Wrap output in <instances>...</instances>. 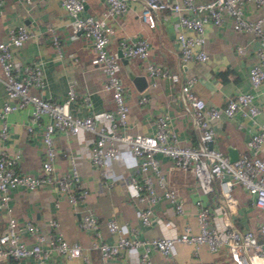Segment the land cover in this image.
Wrapping results in <instances>:
<instances>
[{
  "label": "built area",
  "instance_id": "built-area-1",
  "mask_svg": "<svg viewBox=\"0 0 264 264\" xmlns=\"http://www.w3.org/2000/svg\"><path fill=\"white\" fill-rule=\"evenodd\" d=\"M140 18L149 26H154L159 11L168 10L177 16L175 39L180 48V62L191 59L206 60L209 54L205 48V22L210 20L218 25L229 18L235 30L250 33L257 39L255 59L248 69V77L253 87L264 80V0H139ZM3 0H0V6ZM68 13L69 22L74 30H80L90 42L92 55L90 61L101 66L104 73L103 88L111 93L114 107L93 111L85 115L73 114L69 102L77 93L69 85L65 99H51L30 90L31 84L41 86L42 67L38 61L20 64L13 58V47H20L27 39L37 34L24 23L11 27L5 39L0 40V83L3 84L6 98L0 107V135L6 136L8 112L30 104L26 129L32 132L34 125H42L41 139L44 154L40 171L22 172L17 169L21 157L19 151L0 148V211L5 215V223L0 227V260L12 258L10 264H22V259L32 257L34 264H47L49 256L58 253L66 257L86 256L85 248L77 240L67 239L60 230V221L51 217L46 228L32 219H18L13 214L10 202L11 190L15 187L35 189L43 185H52L59 195L78 211V225L91 234V248L99 251L101 257H114L122 251L136 257L144 264H166L164 260L155 262L151 251L169 257L175 252L176 242L193 244L195 249L205 244L210 250L226 249L236 264H264V221L258 224L259 235L251 228L239 229L233 225L227 214L223 217L222 227L211 223L209 208L201 200H196L195 217L198 228L185 225L171 235H152L136 237L128 235L129 226L115 217L106 220L107 231L115 235L112 241L104 239L99 226L97 213L90 207L82 211L78 205L84 204L88 188L81 184L79 167L75 153H69L70 168L65 172L56 171L58 155L53 134L61 129L68 133H90L86 156L90 165L101 167V175L107 182L121 183L127 196L137 205L135 214L143 223H150L153 204L161 200L170 203L175 213L183 212V198L168 185L166 172L157 153L166 155L174 170L192 172L199 188L203 192L212 189L215 179H219L224 206L232 208L235 197L232 187L240 183L252 195L253 203L264 209V159L256 154L264 142V121L258 123L248 140V152L230 159L223 151L213 145V121L222 115L233 116L236 113L246 115L256 123L255 115L260 111L250 90L238 91L227 96L221 106L206 105L203 97L193 89L194 76L180 79L178 72L149 59L150 43L143 36H122L118 48L108 49L110 37L114 31L108 18L121 14L127 9V0H106L101 15L83 13L85 0H61ZM254 11L247 15L246 11ZM50 40L61 54V40L55 27L47 25ZM188 29L191 32L186 33ZM76 34H71L75 37ZM237 51L244 53L243 44L236 45ZM122 57L146 59V71L149 83L156 85L159 78L180 81L177 94L185 111L190 115L192 125L197 131L196 144H181L170 122L167 112L159 113L156 118V130L152 134L131 133L128 127L129 106L126 102V88L120 74ZM75 58V57H74ZM89 102V94L83 95ZM148 100V92L138 96V102ZM46 114L49 120L43 121ZM81 142H87L85 136ZM212 143V144H211ZM123 163L125 170L119 167ZM138 202V204H137ZM164 223L169 226L171 219ZM27 232L31 241L22 237ZM262 258V262H260ZM208 264V263H202Z\"/></svg>",
  "mask_w": 264,
  "mask_h": 264
},
{
  "label": "crops",
  "instance_id": "crops-1",
  "mask_svg": "<svg viewBox=\"0 0 264 264\" xmlns=\"http://www.w3.org/2000/svg\"><path fill=\"white\" fill-rule=\"evenodd\" d=\"M127 4V9L123 13L108 18L114 27L108 49L116 50L118 40L122 36L146 37L150 43L149 59L178 72L181 80L186 76H194L193 89L203 97L206 105L221 106L229 95L238 91H253L254 100L260 108L255 115L256 123L240 113L230 117L222 115L212 123L215 147L230 159L248 152L247 140L250 134L257 130L258 123L264 121V80L253 87L248 77L249 66L255 59L257 39L250 33L235 30L228 17L218 25L207 20L204 30L205 48L209 57L206 60L191 59L182 64L179 44L175 39L176 14L168 10L159 11L155 25L149 26L140 18L139 0H127ZM105 7L106 0H85L82 12L98 16ZM253 13L254 11H246L247 15ZM69 19L61 0H3L0 6V40L5 39L9 29L19 23H24L37 34L12 50L13 58L20 64L32 61L41 63L43 84L41 86L31 84V91L61 100L66 98L67 89L72 84L77 93L69 102V109L73 114L85 115L93 111L112 109L114 102L111 93L103 88L104 73L101 66L90 61L92 55L90 42L80 30H74ZM49 24L55 27L60 37L61 54L50 40V32L47 29ZM185 32L191 31L186 29ZM71 34L76 36L71 37ZM238 43L246 47L244 53L237 51ZM122 58L120 74L129 106L127 129L131 133L152 134L156 130V116L167 112L178 142L196 144L197 131L192 125L190 115L177 97L180 81L172 82L169 78H159L156 85H151L145 67L146 59L126 57V61H123ZM129 72L138 75L140 79L135 81L129 76ZM143 92H148V100L139 103L138 96ZM85 93L89 94V102L83 100ZM5 98V88L0 83V107ZM30 108L31 105L26 104L8 112L7 133L5 137L0 135V148L4 146L9 151L20 152L21 157L17 163L19 171L37 173L40 171L44 154L42 125H34L32 132L27 131L26 122ZM42 120L47 121L49 117L44 114ZM83 136L87 142H81ZM53 138L58 151L56 171L61 173L69 170V153H75L81 184L88 188L86 200L84 204L78 205V208L82 211L85 207H90L97 213L103 237L108 241L115 238L114 234L107 231L105 225L110 217L126 223L129 226L128 235L136 237L171 235L185 225L196 230L197 199L208 206L211 223L222 227L223 217L227 214L237 228H251L259 235L258 224L264 221V209L253 203L252 195L240 183H235L232 187L236 201L229 209L224 206L219 179L213 181L210 191L203 192L190 170L172 169L170 159L157 153L166 172L168 185L183 198L184 210L175 213L168 201L161 200L153 204L151 221L146 224L135 214L137 205L128 198L123 184L107 182L101 175L102 168L94 167L88 162L86 151L91 138L90 133L72 134L58 129L54 132ZM256 154L264 159V142ZM119 167L125 170L121 162ZM10 202L13 214L18 219H32L43 228H46L51 217H56L60 221L62 234L69 240L79 241L85 248L87 257L83 255L66 257L53 253L49 256L47 264H144L124 251L114 257H101L97 249L90 247V232L78 225V211L64 196L59 195L55 184L39 186L32 190L15 187L11 190ZM166 219H171L169 226L164 223ZM4 223L5 215L0 211V227ZM22 237L27 242L31 241L27 232H22ZM150 254L155 262L164 260L166 264H236L225 248L212 251L205 244L195 249L193 244L176 242L175 252L169 257H163L155 250ZM260 260L262 262V258ZM0 264L10 263L6 257L0 260ZM22 264H34V259L30 256L25 257Z\"/></svg>",
  "mask_w": 264,
  "mask_h": 264
},
{
  "label": "water",
  "instance_id": "water-1",
  "mask_svg": "<svg viewBox=\"0 0 264 264\" xmlns=\"http://www.w3.org/2000/svg\"><path fill=\"white\" fill-rule=\"evenodd\" d=\"M126 57H123L122 58V60L123 61H126ZM129 76L131 77V78H133L135 81H137L138 79H140V77H138V75H136V74H134L133 72H129ZM212 144V143H211Z\"/></svg>",
  "mask_w": 264,
  "mask_h": 264
},
{
  "label": "trees",
  "instance_id": "trees-1",
  "mask_svg": "<svg viewBox=\"0 0 264 264\" xmlns=\"http://www.w3.org/2000/svg\"><path fill=\"white\" fill-rule=\"evenodd\" d=\"M9 260L11 261V260H12V258H10ZM9 260H8V261H9Z\"/></svg>",
  "mask_w": 264,
  "mask_h": 264
}]
</instances>
